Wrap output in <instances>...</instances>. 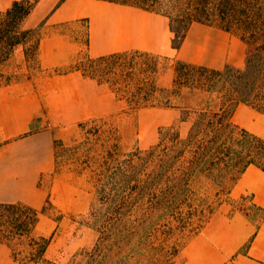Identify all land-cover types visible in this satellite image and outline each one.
I'll return each instance as SVG.
<instances>
[{"label": "rangeland", "instance_id": "374dc122", "mask_svg": "<svg viewBox=\"0 0 264 264\" xmlns=\"http://www.w3.org/2000/svg\"><path fill=\"white\" fill-rule=\"evenodd\" d=\"M30 1L35 6L25 26L32 20L40 37L43 21L69 4L71 13L58 16L73 19L56 25L54 33L78 40L82 56L70 66L46 69L32 59V77L46 82L50 111L68 119L44 122L55 136L56 164L41 177L32 205L19 202L38 210V223L30 236L0 246V264H238L248 246L242 243L244 220H264L250 193L233 191L244 171L227 172L220 182L206 174L183 178L174 167L154 180L157 157L145 160L148 152L163 154L166 136L185 137L202 109L221 112L231 124L264 137V107L239 103L221 110L216 93L174 81L178 61L243 68L248 44L242 32L194 22L181 48L174 49L169 18L162 13L117 2ZM10 6V0H0V10ZM114 18L131 20L135 46L100 60L90 54V39L103 37L104 24ZM11 67L2 68L0 81L27 74H11ZM76 71L89 84L74 77ZM134 166V179L126 181ZM42 239L46 253L33 260L32 247Z\"/></svg>", "mask_w": 264, "mask_h": 264}, {"label": "trees", "instance_id": "16d2710c", "mask_svg": "<svg viewBox=\"0 0 264 264\" xmlns=\"http://www.w3.org/2000/svg\"><path fill=\"white\" fill-rule=\"evenodd\" d=\"M133 5L142 9L162 13L169 18L173 33L172 48L180 49L190 26L194 22H218L231 31L240 30L248 44L246 63L243 68L225 66L212 69L178 61L175 66V83L186 85L220 97V109L244 103L264 107V0H107ZM30 0H14L10 7L0 10V78L2 65L8 61L18 47H22L27 60L37 59L40 46L38 27H26L25 22L34 9ZM163 6H166L163 9ZM104 60L106 56L98 57ZM7 77L5 81H10ZM154 89V86L149 87ZM149 93V92H148ZM224 112V111H222ZM183 121L186 119L183 118ZM167 137V136H166ZM161 139L164 143L162 156L148 152L145 161L156 158L158 172L174 167L181 170L183 178L206 174L222 181L225 173H242L254 164L264 170L260 162L264 158V137L239 128L226 120L221 112H197L185 137L179 133ZM168 140V141H167ZM141 165V162L138 164ZM136 166L126 181L133 180ZM181 191V186L177 187ZM49 203V201H48ZM264 210V209H263ZM31 212L27 218L24 213ZM38 223V210L19 202H0V242L11 247L12 242L31 235ZM32 247L30 257L41 258L47 250V240Z\"/></svg>", "mask_w": 264, "mask_h": 264}, {"label": "crops", "instance_id": "0c3cea01", "mask_svg": "<svg viewBox=\"0 0 264 264\" xmlns=\"http://www.w3.org/2000/svg\"><path fill=\"white\" fill-rule=\"evenodd\" d=\"M95 1L117 4L106 0ZM12 2L10 0V5ZM68 5L64 2L59 8L61 10H56L41 25L38 61L42 69L70 66L82 56L78 40L69 34L58 36L54 33L56 25L73 19L70 16H58L59 11L63 15L71 13L65 8ZM130 21L114 18L106 22L103 37L90 39V54L98 57L133 48L135 44ZM30 23L32 27V20ZM15 52L18 53V62H13V54L2 68L12 64L11 74L20 70H26L27 74L12 76L10 81H0V202L32 205V196L40 190L41 177L51 172L56 164L55 136L49 128H43L44 122L65 121L68 118L62 112L57 115L50 111L51 102L45 92L46 82L43 78L38 81L32 77V60L26 59L22 47H18ZM16 63L20 65L14 67ZM2 72L5 73L4 70ZM72 75L87 82L78 71ZM233 191L250 193L254 204L264 209V170L249 165ZM244 226L248 231L242 243L248 242V246L246 252L239 255L238 264H264V220L254 225L244 220ZM3 245L0 243V246Z\"/></svg>", "mask_w": 264, "mask_h": 264}]
</instances>
